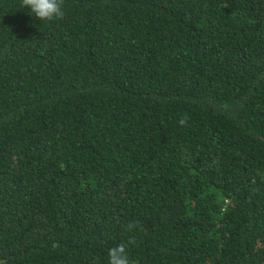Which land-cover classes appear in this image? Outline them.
<instances>
[{
  "label": "trees",
  "instance_id": "trees-1",
  "mask_svg": "<svg viewBox=\"0 0 264 264\" xmlns=\"http://www.w3.org/2000/svg\"><path fill=\"white\" fill-rule=\"evenodd\" d=\"M63 11L0 0V264H264V0Z\"/></svg>",
  "mask_w": 264,
  "mask_h": 264
},
{
  "label": "clouds",
  "instance_id": "clouds-1",
  "mask_svg": "<svg viewBox=\"0 0 264 264\" xmlns=\"http://www.w3.org/2000/svg\"><path fill=\"white\" fill-rule=\"evenodd\" d=\"M64 0H22V7L29 8L41 21H54L63 19L65 13L63 11ZM185 116L180 120V124L186 123ZM132 225H126V229L131 230ZM108 264H132L129 259L124 244H118L108 250Z\"/></svg>",
  "mask_w": 264,
  "mask_h": 264
}]
</instances>
